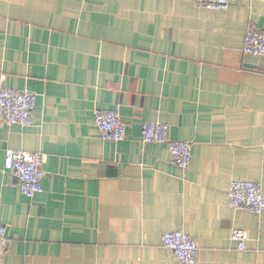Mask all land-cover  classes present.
Here are the masks:
<instances>
[{
	"label": "crops",
	"instance_id": "1",
	"mask_svg": "<svg viewBox=\"0 0 264 264\" xmlns=\"http://www.w3.org/2000/svg\"><path fill=\"white\" fill-rule=\"evenodd\" d=\"M264 0H0V86L37 96L34 126L0 123L2 264H180L162 247L181 231L196 264H264V213L230 206L232 181L264 188ZM98 108L119 110L104 141ZM143 123L193 145L188 170ZM44 157V192L23 196L6 151ZM247 233L246 249L231 241Z\"/></svg>",
	"mask_w": 264,
	"mask_h": 264
},
{
	"label": "built area",
	"instance_id": "2",
	"mask_svg": "<svg viewBox=\"0 0 264 264\" xmlns=\"http://www.w3.org/2000/svg\"><path fill=\"white\" fill-rule=\"evenodd\" d=\"M203 7L213 11H226L230 0H198ZM243 52L252 57H264V31L249 28L243 38ZM37 96L29 91L0 86V123L23 128L34 126ZM95 125L101 138L107 142L119 143L127 138L126 125L119 110L98 108L95 111ZM142 142L165 144L171 153V162L180 169L188 170L193 159V145L186 141L169 138V127L163 123H143ZM44 157L40 153H29L9 149L6 151L4 169L12 175L19 192L33 199L44 192ZM229 203L233 209L247 210L260 216L264 213V188L261 183L232 181ZM6 227L0 225V264L6 244ZM249 237L245 231L234 230L231 241L244 251ZM162 247L172 252L180 264H196L198 248L192 237L181 231L165 232L161 238Z\"/></svg>",
	"mask_w": 264,
	"mask_h": 264
}]
</instances>
